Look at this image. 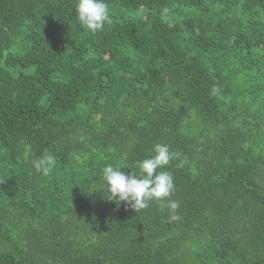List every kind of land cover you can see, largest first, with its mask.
Returning a JSON list of instances; mask_svg holds the SVG:
<instances>
[{
  "label": "trees",
  "instance_id": "trees-1",
  "mask_svg": "<svg viewBox=\"0 0 264 264\" xmlns=\"http://www.w3.org/2000/svg\"><path fill=\"white\" fill-rule=\"evenodd\" d=\"M106 2L93 35L77 0H0V264H264V0ZM156 144L178 221L108 200Z\"/></svg>",
  "mask_w": 264,
  "mask_h": 264
},
{
  "label": "clouds",
  "instance_id": "clouds-1",
  "mask_svg": "<svg viewBox=\"0 0 264 264\" xmlns=\"http://www.w3.org/2000/svg\"><path fill=\"white\" fill-rule=\"evenodd\" d=\"M169 9L163 10L167 14ZM76 14L80 25L95 35L102 32L106 24L111 23L110 8L106 0H77ZM171 26V25H169ZM151 158L139 161V174L127 175L121 171L119 165H107L102 170L108 200L126 202L135 212L145 210L153 201L164 204L169 208V220L178 221L177 210L179 202L172 200L175 191L174 178L166 168L173 159V154L165 144L154 146ZM38 173L48 177L56 168V159L52 155H45L32 161Z\"/></svg>",
  "mask_w": 264,
  "mask_h": 264
}]
</instances>
